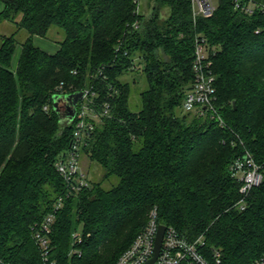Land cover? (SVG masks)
Segmentation results:
<instances>
[{"label":"trees","instance_id":"1","mask_svg":"<svg viewBox=\"0 0 264 264\" xmlns=\"http://www.w3.org/2000/svg\"><path fill=\"white\" fill-rule=\"evenodd\" d=\"M0 1V21L28 34L14 69V34L0 36V264H115L153 209L186 240L203 237L209 261L212 250L220 264H251L264 253L263 15L235 10L234 0H218L211 17L195 20L191 0H146L149 20L137 11L140 0ZM52 27L64 39L48 54L33 38ZM197 35L208 44L224 127L182 111ZM137 70L146 88L134 112L130 85L120 78ZM83 90L96 94L97 111L110 105L83 149L103 174L65 198L44 262L32 228L64 191L55 162L73 131L59 124L51 96ZM245 151L262 181L241 211L231 165Z\"/></svg>","mask_w":264,"mask_h":264},{"label":"built area","instance_id":"2","mask_svg":"<svg viewBox=\"0 0 264 264\" xmlns=\"http://www.w3.org/2000/svg\"><path fill=\"white\" fill-rule=\"evenodd\" d=\"M217 1L191 0L193 19L211 17L217 8ZM233 2L234 9L246 15L251 16L259 13L264 16L263 3L252 0H234ZM258 32L260 29L257 30ZM208 57V44L204 38L197 35L194 41L191 65L194 82L191 90L185 95L182 111L197 117L209 116L211 119H216L221 127H224V122L214 103L216 77L211 72ZM58 89H61V86ZM82 92L84 93L83 98L77 103L75 117L70 123L73 126V131L69 149L55 162L56 172L64 182V191L54 202L52 210L32 228V237L41 251V258L44 262L49 260L51 229L56 213L63 208L65 198L76 195L91 186L90 181L80 168V154L87 145V140L96 125L110 111L108 103H103L101 111H97L94 107L96 94L90 90ZM43 110L48 112L50 106L45 105ZM231 175L240 183L241 198L235 206L243 211L245 197L262 181L261 166L255 162L250 152L245 151L243 156L233 161ZM161 225L165 226V231L158 254L152 264H220L219 251L212 250V261H209L201 252L204 245L203 237L194 241L186 240L175 228L159 221L156 209L150 211L145 227L135 236L130 246L119 255L115 264H146L155 254V239ZM251 264H264V253Z\"/></svg>","mask_w":264,"mask_h":264},{"label":"rangeland","instance_id":"3","mask_svg":"<svg viewBox=\"0 0 264 264\" xmlns=\"http://www.w3.org/2000/svg\"><path fill=\"white\" fill-rule=\"evenodd\" d=\"M146 3H147L146 0H140V5L138 6L137 11H140L141 8V12L144 14V18L149 20L153 14L151 10L152 5H146ZM2 9H3V4L0 1V12L2 11ZM167 12H168L167 8L164 7L161 9V14L163 17L166 16ZM19 19L20 16L17 17L16 22H18ZM12 34H14L15 40L17 42V46L11 61L12 69H14L16 67L18 54L21 49V44L26 40L28 34L26 33L25 30L18 29L15 23L9 22L7 20L0 21V36L9 37ZM63 39H64L63 31L57 27H52L48 31L45 38L34 37L33 44L42 51L48 52L46 50H53L55 47L58 46L59 42H61ZM49 52L51 54L54 53V51H49ZM139 63H140V59L136 58L134 60V64L138 68L141 67ZM120 79L122 82H127L130 85V96L128 103L129 109L134 112L138 111L141 107L140 93L143 92L146 88L144 75L140 73L139 70L135 72L129 71L126 74H124V76H122ZM80 168L90 182L99 181L103 174L101 166L96 162L90 161L84 150H82L80 154ZM105 187H108V185H105Z\"/></svg>","mask_w":264,"mask_h":264},{"label":"water","instance_id":"4","mask_svg":"<svg viewBox=\"0 0 264 264\" xmlns=\"http://www.w3.org/2000/svg\"><path fill=\"white\" fill-rule=\"evenodd\" d=\"M84 93L77 91L70 94L64 95H52L51 96V108L58 117L59 124L69 125L75 117L77 103L83 98ZM165 231V226H159L158 233L155 239V254L146 264H152L155 260L161 240Z\"/></svg>","mask_w":264,"mask_h":264},{"label":"crops","instance_id":"5","mask_svg":"<svg viewBox=\"0 0 264 264\" xmlns=\"http://www.w3.org/2000/svg\"><path fill=\"white\" fill-rule=\"evenodd\" d=\"M58 50V46L57 47H55L53 50H46V51H48V52H46V53H50L49 51H54V53L56 52ZM20 51H21V49H20ZM51 54V53H50ZM19 55H20V52H19V54H18V58H19ZM17 61H18V59H17ZM17 64V63H16Z\"/></svg>","mask_w":264,"mask_h":264}]
</instances>
